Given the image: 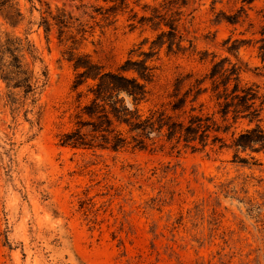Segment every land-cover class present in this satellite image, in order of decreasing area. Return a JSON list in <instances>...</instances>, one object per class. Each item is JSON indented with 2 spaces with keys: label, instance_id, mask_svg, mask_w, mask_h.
Listing matches in <instances>:
<instances>
[{
  "label": "rangeland",
  "instance_id": "1",
  "mask_svg": "<svg viewBox=\"0 0 264 264\" xmlns=\"http://www.w3.org/2000/svg\"><path fill=\"white\" fill-rule=\"evenodd\" d=\"M6 1L0 43L26 38L36 59L23 53V64L42 85L30 96L0 78V264H264L263 152L220 143L192 149L164 138L118 152L59 144L76 110L68 60L86 55L115 70L142 59L159 32L146 19L154 9L165 13L164 0ZM180 2L165 17L181 12L185 51L163 46L153 57L155 79L141 110L167 102L177 77H202L221 59L264 93V0ZM1 4L20 12L13 24ZM240 9L237 24L223 19ZM208 96L195 106L205 102L211 113ZM260 117L264 129V111ZM228 124L230 132L248 127ZM218 136L230 145V133Z\"/></svg>",
  "mask_w": 264,
  "mask_h": 264
},
{
  "label": "trees",
  "instance_id": "2",
  "mask_svg": "<svg viewBox=\"0 0 264 264\" xmlns=\"http://www.w3.org/2000/svg\"><path fill=\"white\" fill-rule=\"evenodd\" d=\"M180 1L179 7L186 4V0ZM175 2L176 0H164L161 7L165 13L160 14L154 9L152 16L146 19L159 32L149 51L140 54L142 59L127 58L115 70H106L102 65L90 61L86 55L68 60L73 61L76 70L71 84V92L75 93L76 110L72 128L60 136V146L118 152L146 149L164 138L168 143H183L192 149H196L197 145L204 149L209 144L214 146L220 143V149L227 147L236 151L249 150L264 154V129L260 125V116L264 111V93H261L258 84H242L240 67L227 59L212 63L209 72L202 77H194L191 73L177 77L173 93L168 96L167 102L148 109L146 113L141 110V104L147 102L151 94L148 87L155 79L153 57L163 46H166L168 52L185 51L181 45L182 36L178 35L181 12H170L169 17H165ZM1 6H4V19L11 24L14 13L16 17H20L18 9ZM112 9L114 7L107 11ZM242 11L240 9L223 19L232 25L237 24ZM62 23L59 21V24ZM44 24L45 31L48 32L49 26L46 22ZM161 26L166 27L167 31ZM261 36L258 41V58L264 69V31ZM23 53L36 59L34 47L26 38H7L4 43H0V78L9 87L22 89L25 95L34 96L42 85L41 80L24 66ZM186 82L188 87L181 92ZM206 82H209V87L205 86ZM205 94H209V101H214L211 113L204 112L205 102L195 106ZM229 118L233 123L246 120L248 127L230 132L232 125L228 124ZM228 133L230 145H226L224 138L218 136ZM239 160L247 163L246 159Z\"/></svg>",
  "mask_w": 264,
  "mask_h": 264
}]
</instances>
